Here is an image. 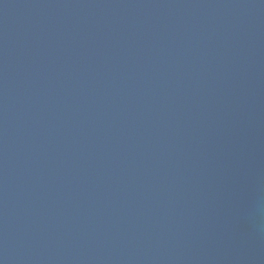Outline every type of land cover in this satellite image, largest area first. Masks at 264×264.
I'll use <instances>...</instances> for the list:
<instances>
[{
    "label": "water",
    "instance_id": "water-1",
    "mask_svg": "<svg viewBox=\"0 0 264 264\" xmlns=\"http://www.w3.org/2000/svg\"><path fill=\"white\" fill-rule=\"evenodd\" d=\"M0 264H264V0H0Z\"/></svg>",
    "mask_w": 264,
    "mask_h": 264
}]
</instances>
